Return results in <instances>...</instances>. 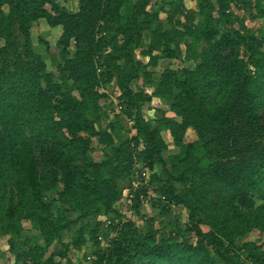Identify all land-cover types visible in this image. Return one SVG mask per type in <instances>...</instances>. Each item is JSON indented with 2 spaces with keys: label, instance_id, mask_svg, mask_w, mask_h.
Here are the masks:
<instances>
[{
  "label": "trees",
  "instance_id": "16d2710c",
  "mask_svg": "<svg viewBox=\"0 0 264 264\" xmlns=\"http://www.w3.org/2000/svg\"><path fill=\"white\" fill-rule=\"evenodd\" d=\"M60 1L0 0V257L264 264V0Z\"/></svg>",
  "mask_w": 264,
  "mask_h": 264
},
{
  "label": "rangeland",
  "instance_id": "374dc122",
  "mask_svg": "<svg viewBox=\"0 0 264 264\" xmlns=\"http://www.w3.org/2000/svg\"><path fill=\"white\" fill-rule=\"evenodd\" d=\"M61 4H64V5H67V6H70L71 8H73L76 4V1L75 0H61L60 1ZM187 3V6L188 7H191L193 4H194V1H192V3L190 4L189 1H186ZM233 10L238 13V11L233 8ZM241 17H242V13L239 12ZM246 25H248L249 27H252L254 29H256L257 27H261V28H264V18L258 20V21H255L253 22L252 20H246L245 22ZM60 35V28H49L45 22L43 20L37 22L34 27H33V32H32V40H33V46H34V49L40 53L43 57V60L45 61V63L47 64V67H48V70L49 71H54L55 69V62L54 60L58 61L59 59V55H58V49L56 47V42H57V39ZM38 37H41L44 41V43H46L49 47V50H45V47L43 45H39V43H37V38ZM145 39H147V36L145 35ZM55 56V57H53ZM146 61V59H143ZM190 66V65H189ZM160 67H163V66H160ZM134 89L136 90V86L134 85L133 86ZM104 93H107L110 97L104 101V107L106 108V110H108V112H110L111 114V111L112 109H115V105L116 103L118 102L117 101V95H118V92L113 88H105L103 90ZM149 106H151L152 108L153 107H163L162 103L160 100H157V99H152L151 103L149 104ZM151 108V109H152ZM117 110V108H116ZM153 112L151 110H149V115H153L152 114ZM112 115V114H111ZM110 115V117H111ZM191 132H188L187 135H186V141L191 139ZM97 144L96 143H93V146H96ZM169 145V148H170V151L174 150V147L171 143H168ZM99 156L100 154L98 152H94L92 154H90V158L93 159V160H97L99 159ZM127 193V190H124V194ZM121 213L125 214L126 217L130 216L125 213V208H124V205H118ZM143 215H144V218L147 219V218H152L154 217L156 219L155 221V225L158 227V222L160 221V219H163L162 217H160V215L158 214V211L153 209L149 204H146L142 207L141 209ZM175 213L178 214V213H181V210L179 209H176L175 210ZM181 215V214H180ZM182 216V215H181ZM130 218L134 221H136L138 227H142L143 226V219H137L135 217V215L131 214ZM182 219V218H181ZM165 222H166V219H165ZM0 249L6 251L7 249V246L5 244V240L2 239V241L0 242ZM89 248H85L84 250H81L77 253V257L79 259H81L83 261V255L86 254L88 252ZM8 255V254H7ZM8 257V259H6ZM4 255L2 257H0V264H10L11 261L9 260L10 257ZM9 260V261H8ZM86 262L84 261V264Z\"/></svg>",
  "mask_w": 264,
  "mask_h": 264
},
{
  "label": "built area",
  "instance_id": "2783aa9c",
  "mask_svg": "<svg viewBox=\"0 0 264 264\" xmlns=\"http://www.w3.org/2000/svg\"><path fill=\"white\" fill-rule=\"evenodd\" d=\"M117 105H118V103H116L115 109L117 108V111H119L120 110V107L117 106ZM140 177L143 178V179H145V181H147L148 178H149V174H148V172L143 171L141 173ZM131 186H132V192H134L135 190H137L140 187V181H138L137 179L134 180V181H132L131 182ZM131 198H132V195L131 194H128V191H127V193L124 194V204H123L124 205V208H125V213L127 214V216L128 215L131 216V214H132L131 211L128 210V208H127L128 206L131 205ZM130 216H128V217H130ZM90 260H91L90 257H86V261H90Z\"/></svg>",
  "mask_w": 264,
  "mask_h": 264
},
{
  "label": "crops",
  "instance_id": "0c3cea01",
  "mask_svg": "<svg viewBox=\"0 0 264 264\" xmlns=\"http://www.w3.org/2000/svg\"><path fill=\"white\" fill-rule=\"evenodd\" d=\"M186 1H189L190 4H191V3H192V0H184V5H185V7L188 8V9H193L194 6H195V3H194L191 7H188ZM153 99H154V98H153ZM155 99H156V98H155ZM157 100H158V99H157Z\"/></svg>",
  "mask_w": 264,
  "mask_h": 264
}]
</instances>
